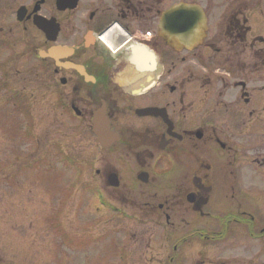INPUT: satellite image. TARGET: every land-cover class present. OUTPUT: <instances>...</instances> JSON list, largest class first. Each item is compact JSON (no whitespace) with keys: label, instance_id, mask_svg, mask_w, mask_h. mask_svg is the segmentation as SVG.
<instances>
[{"label":"flooded vegetation","instance_id":"obj_1","mask_svg":"<svg viewBox=\"0 0 264 264\" xmlns=\"http://www.w3.org/2000/svg\"><path fill=\"white\" fill-rule=\"evenodd\" d=\"M188 12L203 28L182 30ZM62 116L116 156L98 160L92 196L161 232L151 262L264 264V205L244 195L264 171V0H0L7 183L29 185Z\"/></svg>","mask_w":264,"mask_h":264},{"label":"rangeland","instance_id":"obj_2","mask_svg":"<svg viewBox=\"0 0 264 264\" xmlns=\"http://www.w3.org/2000/svg\"><path fill=\"white\" fill-rule=\"evenodd\" d=\"M60 120V130L43 136L45 162L25 173L34 185L7 183L0 175V264H167L151 262V257L164 260L166 255V247L158 250L159 230L146 232L136 221L107 212L103 201L92 196L99 184L92 176L102 165L98 160L115 163L116 156L99 150L95 155L96 146L82 131L86 122L81 125L64 116ZM11 122L13 117L0 120V129L9 131ZM5 143L0 139L3 162L10 159ZM239 186L244 187L243 182ZM246 188V201L264 205V171ZM237 192V200L243 199L241 190ZM150 234H155V246L150 243L147 251Z\"/></svg>","mask_w":264,"mask_h":264},{"label":"water","instance_id":"obj_3","mask_svg":"<svg viewBox=\"0 0 264 264\" xmlns=\"http://www.w3.org/2000/svg\"><path fill=\"white\" fill-rule=\"evenodd\" d=\"M176 9L174 10L173 12V21H178V16H181L179 14V12H175ZM189 14V17L188 18H182V22H183V27L184 29L182 30H187L189 29V27L191 25H195V24H198L199 22L201 23V26L203 28V16L201 14H198L196 12H188ZM199 23V24H200ZM164 24H162L161 26H163ZM93 121V125H94V132L95 134L97 135L98 139H99V142L102 146H105V143H106V138L107 136L109 135L108 134V124H107V121L106 119L104 118V116L99 112H97L94 116V120Z\"/></svg>","mask_w":264,"mask_h":264}]
</instances>
